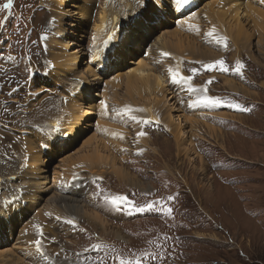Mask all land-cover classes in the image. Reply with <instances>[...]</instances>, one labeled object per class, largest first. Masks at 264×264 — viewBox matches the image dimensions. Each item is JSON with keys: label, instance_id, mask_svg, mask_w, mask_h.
I'll use <instances>...</instances> for the list:
<instances>
[{"label": "rangeland", "instance_id": "obj_1", "mask_svg": "<svg viewBox=\"0 0 264 264\" xmlns=\"http://www.w3.org/2000/svg\"><path fill=\"white\" fill-rule=\"evenodd\" d=\"M139 1L13 0L10 9H3L8 0H0V66L3 67L0 72H7L10 68L13 73L12 66L16 64L17 56L22 57L25 69L28 68V74L23 76L20 88L13 83L7 91L0 94V171H7L5 160L13 158L15 147L19 146L20 154L25 155L20 166L25 186L29 181L39 184L40 188L45 186L43 194L35 193L40 199L36 205V214L41 215L42 210L45 212L49 208L58 216H80L87 223L88 227L85 229H89L94 241L111 243H99V249H95L94 245L81 249L77 245L78 239L67 240L70 246L65 244L66 249L58 252L59 255L64 252L60 264H66L68 260L93 264H128L131 261L135 264L137 258L141 260V264H264V18L257 12L255 14L258 15L253 17H250L251 13H246L241 25L247 35L237 43L231 31L234 20L215 18L212 4L210 15L204 16L208 4L197 12L203 13L202 25L207 20L220 25L214 37L226 38V45L229 46L230 42L234 51L208 49L202 46L201 41L199 43L186 33L184 35L190 38L183 40L184 45L182 43L183 48L180 49L175 47L179 39L176 31H166L176 25L157 27L159 29H155L153 36L159 34L168 43L159 46L156 54L163 50L181 55L187 63L180 66L170 54L171 58H160L151 64L149 52L141 51L126 59L121 74L127 69L136 68L133 62L141 57L148 60L156 72L165 77V81L168 80L166 89L173 95H167V91L142 94L145 89L140 90V95L127 91L123 85V77L117 71L120 67L113 73L117 74L114 77L119 80L113 90L110 78H105L109 72L102 74L99 82H96L97 87L91 89L95 91L91 93L92 100L86 101L95 110V97L103 95L108 98L104 120L93 119L91 122L89 119L90 127L84 129L68 153L51 161L46 160L50 178L45 185H40V174L30 172L33 166L31 160L36 155L40 156V148L34 145L33 136L45 139L50 133L47 124L42 123L47 119L44 117L52 118L51 115H46L51 110H56L65 117L61 108H68L75 97H78L69 98L68 104L62 105L61 89L65 88L69 93L70 89L75 88L78 95L76 88L79 84L94 83L93 71L96 69L89 65L87 56L92 53L94 60L95 48L99 46V37L93 28L98 15L104 12L108 16V23L112 14L120 16L127 8L132 10V14L147 16L150 12L148 0H143L144 7L137 6ZM73 6L87 8V21H80L77 15L71 13L75 11ZM250 9L256 10L251 6ZM214 37L205 38L203 44L225 48L223 44L216 43ZM28 40L32 43H27ZM93 41L97 45L91 47ZM188 41L195 42L199 50L187 48ZM151 42L152 38L149 39L147 48ZM169 44L173 45L169 47ZM242 56L247 60L246 63H243ZM160 57L164 56L161 54ZM220 60L225 62L229 71L221 72L219 66L211 71L205 69V65ZM98 62L99 59L95 64ZM237 62L244 65L242 74L235 72ZM87 67L90 69L87 70ZM169 68L178 70L186 77H197L192 79V87L206 88L208 96L238 103L249 111L229 108L226 103L216 107L196 104L198 97L203 96L204 92L190 93L183 83L173 85ZM192 69H196V72L193 73ZM74 71L77 73H72ZM12 78L0 79V85L15 80ZM224 81H231L233 86ZM69 83L73 84L70 86ZM109 87L113 92L109 93ZM78 100L77 103H83L79 97ZM98 101L100 99L96 103ZM136 105L148 107L145 108L147 113L140 115L143 117L137 120L139 122L129 123L128 116L121 109ZM156 110L159 114L156 119L153 118L155 121L144 123V119L152 118V113ZM227 112H232L233 115ZM132 113L136 117L141 111ZM56 117L50 121V126L51 122L57 123ZM187 118L191 120L188 122ZM39 121L43 128L32 134L30 140L26 139L25 147L22 148L24 143L21 142L20 146L18 138L27 135L28 131H35V125ZM98 122L105 123L101 124L105 128L99 126ZM91 124H95V127L92 128ZM140 132L145 135L138 136ZM120 136L123 138H119ZM91 138L104 141L106 146H99L100 154L116 159V166L122 170L121 176L111 168L112 165H100L102 162L87 164L93 160L90 158L75 160L79 156L92 154L93 147L85 146V142ZM16 156L17 154L14 155V160ZM54 160L58 162L52 166ZM12 163L13 161H8L7 165L11 167ZM61 163L67 173L73 171L74 165L84 166L78 171L83 188L81 193L61 197L54 194L56 177L64 169H60ZM10 172L8 170L7 174ZM32 177L34 178L29 179ZM70 177L69 175L65 182ZM90 179L94 181L92 185L88 183ZM12 180L10 176L0 178V184H14L11 190L15 192V187L19 185ZM115 195L128 197L137 207L151 203L153 208L140 212L130 205L114 206L104 199L105 196ZM67 196L72 198L65 199ZM154 197L161 198L163 208L172 209L171 215L162 211V216H159L161 205L158 201H151ZM73 200L77 201L75 206L79 210L69 207ZM44 216L45 214L40 218H45ZM91 216L99 219L93 223ZM36 221L37 219V226H45L41 221ZM34 226L36 224H27V229ZM45 229L48 231L47 227ZM51 233L55 236L53 230ZM117 233L120 237L116 236ZM67 234L62 235L65 237ZM73 235L86 234L76 230ZM43 241L49 244L46 237ZM146 241L153 244L147 250ZM18 242L21 243L22 239ZM13 243H8L7 246L12 247ZM4 246H0V249ZM48 251V257L53 262V250L51 251L50 246ZM22 261L27 263L25 259ZM17 264L21 263L17 261Z\"/></svg>", "mask_w": 264, "mask_h": 264}, {"label": "bare ground", "instance_id": "obj_2", "mask_svg": "<svg viewBox=\"0 0 264 264\" xmlns=\"http://www.w3.org/2000/svg\"><path fill=\"white\" fill-rule=\"evenodd\" d=\"M229 1L230 2H228V4H225L224 6L223 0H211V1L204 0V3H202L197 8L195 15L201 9V7L205 4H208L209 6L207 7L205 11L204 16L210 15V9H211L210 4H212V10L215 11L214 12L215 18L216 17H226L227 19L231 18L232 20H234L235 24L231 26V31H232V34H234L233 39L237 43L240 41L242 37L246 38V35H247L245 34L244 27L241 25L243 18L246 17V13H251L250 17H253L254 15L259 14V16H262L264 18V11L257 9V8L255 11L250 9V6L255 8L254 5L251 4L250 0H246L245 2L244 0H229ZM165 2L168 3L169 5L171 3L170 0H165ZM147 3L150 8L149 10L150 12H148L149 14L147 16L154 15L156 17V22L151 27H144L142 24V21L144 20L146 16L142 17L137 14H132V10L130 8H127L124 11V13H121L120 16H118L117 13L115 15L112 14V17H110L111 19L109 20V23H108V16L104 12H101L98 15L96 19V23L94 24L93 28H94V32L98 34L99 46L95 48L93 61L95 63L99 59V62L96 64L98 65V67L102 64L101 65L102 70H99L98 73L96 70L93 71V77H94L92 80L94 82L93 84L85 85L86 83L82 82L76 88V90L79 93L78 97L83 102L82 104L77 103V101L79 100H78V97H75L74 101L71 102L72 104H69L68 108H65V107L61 108V111L65 112V117L63 116L62 119H58L57 123L61 127L62 132L64 134L65 133L67 134V137L63 138V135L59 134L58 137L53 138V137H50V133L47 134L49 135L48 137L52 140V145H55V146L58 145L57 147L58 151L62 152L65 150L66 151L65 154L68 153L70 148L75 144L77 139L82 135L84 129L90 127L88 123L90 121L89 119H91V116L94 115V108L93 106H91L92 104L90 105L88 104L86 99L92 100L93 96L91 95V93L95 91H92L91 89L92 87H97L96 82H99V80L101 79L100 76L102 74H106L111 70L115 71L116 68L122 67L125 64L126 59L130 55H136L137 53L141 51L142 52L146 51V52H149L150 55L156 56L158 54V53L156 54V52L158 51L157 48L163 44L168 43L166 38H163V36L159 37V34H156V36H153V33L155 32V29L157 27L164 26L165 24L173 25V26L176 25L173 28L166 30V31H176V35L179 37L178 42L175 44V47L177 48L182 49L183 48L182 43L184 45L183 40L184 39L189 40L190 36L184 35L182 32L183 30L182 24L175 20L173 22V18L176 19V17L173 16L174 15L173 8H170V6L167 8L160 6L158 4V0H148ZM255 3H259L262 5L264 4V0H256L254 4ZM153 4H156L157 7H160L159 14L155 12V9L152 7ZM72 8L75 10L74 12L73 11L71 12L73 15H77L80 21L83 19L87 21L88 19L87 18V13H88L87 8L85 7L83 8L81 6L80 8L76 6H73ZM255 12H257L258 14H255ZM70 17H71V14H70ZM162 18L165 19L167 23H164ZM247 19H250V18H247ZM254 25L257 26L256 23H254ZM191 26L196 28L198 27V24H193ZM113 35H114V38L110 39V44L115 43L117 44V47L112 51L113 45L112 46L110 45L108 47L109 51H103V52L99 51L102 40L106 36L110 37ZM150 37L152 38V42L149 44V47L147 48V43L149 42V39H151ZM27 43H32V41L28 40ZM93 45H95V43ZM171 45L173 44H169V47ZM186 47L192 50H195V51L199 50L196 47V43L192 41H188L186 44ZM20 57L17 56V62L14 66H12L14 68L13 73L11 72L10 68H8L7 72H0V79L7 80L9 78L11 79L12 77L15 79V80H10L9 82H5L4 84L0 85V91H2L0 92L1 94L7 91V89H9V87L14 84L19 86L20 88L21 83L23 82V76L28 74V68L25 69L26 64L23 61V59H21L22 57L21 58ZM103 59H104V64L102 63ZM133 64L134 65L136 64V68H133V69L130 68V70L127 69L124 71V74L123 73L121 74L123 77L122 80L124 82L123 85L126 87L127 91L132 92V93L134 92V94L140 95V90L145 89L142 92V94L144 93L155 94V93H161V92L167 91V95H170V94L173 95L172 92L166 89L164 78L161 76V74L156 72V69L149 63L148 60H144L143 58L139 57V59L136 60V62H133ZM2 69L3 67L0 66V70ZM86 69L89 70L90 68L87 67ZM225 84H228L231 87L233 86L231 81H226ZM98 96L101 97V95H98ZM221 115L222 114H220V116ZM189 118H187L188 122L191 120ZM98 123H99V126H102L101 124H105V123H100V122ZM53 124L54 122H51V126ZM102 128H105V127L102 126ZM94 136L97 138V135H94ZM102 141L103 140L97 141L95 138H91L87 140L85 142V146L93 147L92 154H90L89 156H85V157L79 156L75 158V160H79L80 158H90L93 160L87 164H90V165L99 164L100 162H102L100 165H109V166L112 165L111 168L115 170L117 175L121 176L122 170L121 168H118L116 166V159L111 157L110 155L105 157L102 154H100L99 146L100 145L102 147L106 146V144H104V141L103 142ZM39 153H40V156L36 155L34 156V159L31 160L33 162V166L30 172L31 174L33 173L34 175L36 173L40 174L41 178L39 179L42 180L40 185H45L48 179V173H49L47 169L48 163L45 159H47L48 156H55V152L51 151L45 157L42 156L40 149H39L38 155ZM53 159L54 158L49 157L48 161H51ZM17 177H18L17 178L18 181H20L21 184L22 183L24 184V180H25L24 176L19 175ZM33 178L34 177L29 178V179H33ZM38 185L39 184L37 183H32L29 181L27 182V187L25 186L23 188L25 197L22 198L21 201H24L26 204H28V207L22 209L19 204L17 208L16 207L14 208L15 209L14 211L12 209H8L6 211H0V246L2 247L6 245L0 249V264H17V261L20 262L21 264H27V263L51 264L52 263V261L48 257L49 255L48 246H50L49 244L43 241V244L46 247L45 248V253H46L45 255L47 257L46 259L45 257L41 258L36 252V250L34 249V243L36 241V236H37L36 235L37 223H35V221L34 222L32 221L33 218L27 224H36V226H34L33 228L29 230L27 229V224L23 226V228L18 233L19 238H17L16 241L12 244V247L7 246L8 243H11L9 238H11L14 235L15 228L18 225V219H20L21 217L25 215V213L31 207L30 205L36 206L37 203L39 202L40 199L37 195H35V193L41 195L45 192L44 190L45 186H42L40 188ZM14 186H15L14 184H5V183L0 184V195L6 194V193H8V196L15 195L16 189L19 186L15 187V193L11 190V188H13ZM70 193L75 194V192H70ZM68 197L72 198L71 196H67L65 197V199ZM75 203H77V201L73 200V202L69 203V207L77 208V206H75ZM98 219L99 218L97 216H91V221L93 223L96 222ZM116 236L120 237V234L117 233ZM5 239L7 240V242L3 243ZM19 239H22V242L19 243L17 246L16 243H17V240ZM61 254L63 255L64 252H61ZM23 259H25L27 263L23 262L22 261Z\"/></svg>", "mask_w": 264, "mask_h": 264}, {"label": "snow or ice", "instance_id": "obj_3", "mask_svg": "<svg viewBox=\"0 0 264 264\" xmlns=\"http://www.w3.org/2000/svg\"><path fill=\"white\" fill-rule=\"evenodd\" d=\"M12 2L13 0H8V2L6 4L3 5V9H10L12 7ZM184 3V0H176V5L179 6L180 4ZM158 4L162 7H169V4L165 2V0H158ZM154 9H155V12L157 14H159L160 12V7H157L156 4H153L152 6ZM156 22V17L154 15H150V16H146L144 18V20L142 21V24L144 27H151L153 24H155ZM214 33H215V29H212L208 35L209 36H213L214 37ZM114 38V35L113 36H110L109 39H113ZM215 40H216V43L218 44H223L225 47H227L226 45V38L224 37H214ZM46 39V38H45ZM163 56H168L169 54L168 53H162ZM217 66H219V70L221 72H227L229 71V69L225 66V62L223 60H220V61H217L213 64H208V65H205V69L206 70H213L215 69ZM244 65L242 63H239L237 62L236 64V67H235V72L236 73H241V70L243 69ZM193 73L196 72V69H192ZM168 72L170 74V77H171V81L172 83L174 84H185L187 85V91L190 92V93H199V92H204V95L203 96H199L197 101H196V104L200 105V106H203V107H216V106H219L221 104H225L226 103V106L229 107V108H235L236 110L238 111H249V109L245 108V107H242L240 104L238 103H233L232 101H221L220 99H217V98H214V97H211V96H208L206 93H207V89L204 88V89H197V88H194L192 87V84H191V81L193 79L192 76H183L180 74V72L178 70H174L172 68H169L168 69ZM208 83H212V81H208ZM192 106V105H190ZM105 108H107V106L105 105ZM133 111H143L142 109H132L130 107H125L124 109H121V112L128 116L131 120H134V121H137V117L131 115V113ZM139 122V121H137ZM144 123H148V121H145ZM59 125L56 126L55 128V131H59ZM145 133L144 132H140L138 133V136H144ZM123 137L121 136V139ZM46 147V145H45ZM105 201L107 203H110L114 206H117V207H121L123 205H130L132 208H134L136 211H140V212H143L145 211L146 209L147 210H152L153 208V204H147V205H144L142 207H137L135 205L134 202H131L129 201L128 197L124 196V195H115V196H105L104 197ZM163 212H165V214L167 215H171V212H172V209L171 208H163L161 209ZM57 220L60 219V217H56ZM65 223H68V224H72L74 226V222L71 221V220H67L65 221ZM35 246H36V251L37 253H39L41 256H44V253L43 251L41 250V241L40 240H36L35 241ZM101 247V245L99 244H96L94 245V248L95 249H99ZM47 257H45L46 259ZM128 264H132L131 261H128ZM135 264H141V260L139 258L136 259V262Z\"/></svg>", "mask_w": 264, "mask_h": 264}]
</instances>
